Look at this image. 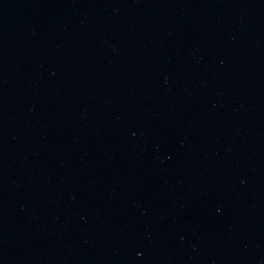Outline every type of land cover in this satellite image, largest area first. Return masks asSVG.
I'll use <instances>...</instances> for the list:
<instances>
[{
    "label": "water",
    "instance_id": "1",
    "mask_svg": "<svg viewBox=\"0 0 264 264\" xmlns=\"http://www.w3.org/2000/svg\"><path fill=\"white\" fill-rule=\"evenodd\" d=\"M0 264H264V0H0Z\"/></svg>",
    "mask_w": 264,
    "mask_h": 264
}]
</instances>
